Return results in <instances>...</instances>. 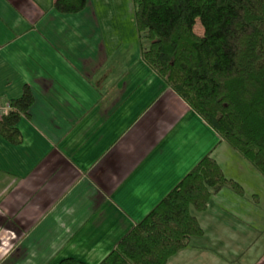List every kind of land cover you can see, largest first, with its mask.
I'll return each mask as SVG.
<instances>
[{
    "label": "crops",
    "instance_id": "0c3cea01",
    "mask_svg": "<svg viewBox=\"0 0 264 264\" xmlns=\"http://www.w3.org/2000/svg\"><path fill=\"white\" fill-rule=\"evenodd\" d=\"M53 1L0 0V105L33 94L21 143L0 135V264H99L203 157L235 167L144 46L128 57L88 7Z\"/></svg>",
    "mask_w": 264,
    "mask_h": 264
},
{
    "label": "trees",
    "instance_id": "16d2710c",
    "mask_svg": "<svg viewBox=\"0 0 264 264\" xmlns=\"http://www.w3.org/2000/svg\"><path fill=\"white\" fill-rule=\"evenodd\" d=\"M88 0H54L60 15H75ZM135 25L144 40L142 60L234 152L264 177V0H133ZM199 20L201 35L194 26ZM33 103L24 86L0 117V135L21 143L20 117ZM229 188L217 162L203 157L117 243L99 264H168L204 231L193 215ZM53 264H86L67 257Z\"/></svg>",
    "mask_w": 264,
    "mask_h": 264
},
{
    "label": "rangeland",
    "instance_id": "374dc122",
    "mask_svg": "<svg viewBox=\"0 0 264 264\" xmlns=\"http://www.w3.org/2000/svg\"><path fill=\"white\" fill-rule=\"evenodd\" d=\"M87 7L96 23L121 42L117 50L126 51L128 57H134L136 51L139 54L140 48L149 44L136 29L133 0H88ZM194 31L199 35L203 31L199 20ZM234 156L235 167H223L226 178L235 180L243 194L238 196L223 188L212 196V216L193 212L205 236L192 238L186 249L170 259V264H264V177L239 154L235 152Z\"/></svg>",
    "mask_w": 264,
    "mask_h": 264
},
{
    "label": "built area",
    "instance_id": "2783aa9c",
    "mask_svg": "<svg viewBox=\"0 0 264 264\" xmlns=\"http://www.w3.org/2000/svg\"><path fill=\"white\" fill-rule=\"evenodd\" d=\"M10 110L11 107L9 103H4L3 105H0V117L6 115Z\"/></svg>",
    "mask_w": 264,
    "mask_h": 264
},
{
    "label": "clouds",
    "instance_id": "9594fccd",
    "mask_svg": "<svg viewBox=\"0 0 264 264\" xmlns=\"http://www.w3.org/2000/svg\"><path fill=\"white\" fill-rule=\"evenodd\" d=\"M6 114V113H5ZM14 238V237H13ZM6 254V253H5Z\"/></svg>",
    "mask_w": 264,
    "mask_h": 264
}]
</instances>
